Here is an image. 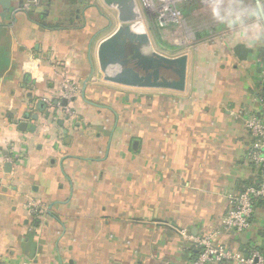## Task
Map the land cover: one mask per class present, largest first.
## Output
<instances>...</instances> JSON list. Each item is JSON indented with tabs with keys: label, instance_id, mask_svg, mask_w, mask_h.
I'll list each match as a JSON object with an SVG mask.
<instances>
[{
	"label": "crops",
	"instance_id": "1",
	"mask_svg": "<svg viewBox=\"0 0 264 264\" xmlns=\"http://www.w3.org/2000/svg\"><path fill=\"white\" fill-rule=\"evenodd\" d=\"M9 1L0 3L2 264H191L200 250L189 237L207 236L264 256V201L249 229L222 225L230 196L260 183L246 122L264 100L263 35L203 27L191 52L166 49L188 56L183 91L131 88L100 70L98 48L120 27L104 0ZM64 80L79 87L69 103Z\"/></svg>",
	"mask_w": 264,
	"mask_h": 264
},
{
	"label": "built area",
	"instance_id": "2",
	"mask_svg": "<svg viewBox=\"0 0 264 264\" xmlns=\"http://www.w3.org/2000/svg\"><path fill=\"white\" fill-rule=\"evenodd\" d=\"M146 11L155 14L162 25L182 26L183 16L177 10L176 5L187 0H145ZM221 0H205L203 3L216 4ZM62 97L68 103L79 94V87L64 80L61 84ZM63 112L68 117H74V111L70 104L62 106ZM249 135L253 139V146L249 151V160L260 171V183L250 186L245 191L230 196V210L222 220L225 230L243 232L251 226V219L257 203L264 201V100L261 101L260 112L250 115L246 122ZM36 211V209H34ZM184 235L185 232L182 231ZM191 242L200 250L199 257L191 264H221L234 262L236 264H264V256L258 251H252L250 255L232 253L222 246L214 244L212 236L189 237ZM0 264L2 260L0 259ZM161 264H171L163 262Z\"/></svg>",
	"mask_w": 264,
	"mask_h": 264
},
{
	"label": "rangeland",
	"instance_id": "3",
	"mask_svg": "<svg viewBox=\"0 0 264 264\" xmlns=\"http://www.w3.org/2000/svg\"><path fill=\"white\" fill-rule=\"evenodd\" d=\"M135 1L140 17L137 19L128 18L125 20L127 23L124 24H122L119 9L111 8L114 10V16L120 20V25L135 28L138 25V28L149 36L150 44L143 49L148 54L155 51L171 57L172 53L170 55L168 53L170 51L167 50H175L174 47H179V50L174 53L191 52V47L198 40L205 38L200 33L204 29L203 27L211 33V37L234 30H248L251 33L262 34L264 37V22L255 0H221L219 3L209 5L203 3L205 0L184 1L176 5L177 10L183 16V27L179 30H176L179 28L177 25H162L155 14L148 13L145 8V0ZM259 1L264 11V0ZM159 44L163 48L159 47Z\"/></svg>",
	"mask_w": 264,
	"mask_h": 264
},
{
	"label": "water",
	"instance_id": "4",
	"mask_svg": "<svg viewBox=\"0 0 264 264\" xmlns=\"http://www.w3.org/2000/svg\"><path fill=\"white\" fill-rule=\"evenodd\" d=\"M109 7H117V0H104ZM264 22V11L256 0ZM5 10L10 8L9 0H0ZM122 24L125 10L120 8ZM125 18V17H124ZM130 22V21H129ZM139 28L120 25L98 48L100 70L107 82L131 88H164L183 91L186 85L188 56L169 57L157 52L146 53L143 49L150 44L149 36ZM243 45L237 47L239 55L248 53ZM172 73L176 79H167ZM87 86L85 83L84 89Z\"/></svg>",
	"mask_w": 264,
	"mask_h": 264
},
{
	"label": "bare ground",
	"instance_id": "5",
	"mask_svg": "<svg viewBox=\"0 0 264 264\" xmlns=\"http://www.w3.org/2000/svg\"><path fill=\"white\" fill-rule=\"evenodd\" d=\"M135 2H136L135 0H119L118 1V7L126 10V13L124 15L125 20H127L128 18H132V17L133 19H137L140 17L139 16L140 12L138 11V8ZM129 16H132V17H129Z\"/></svg>",
	"mask_w": 264,
	"mask_h": 264
}]
</instances>
